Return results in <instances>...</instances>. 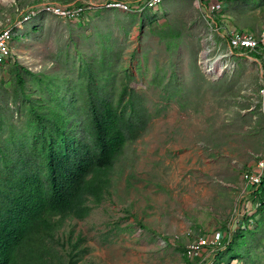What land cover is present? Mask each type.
I'll list each match as a JSON object with an SVG mask.
<instances>
[{
	"label": "rangeland",
	"instance_id": "374dc122",
	"mask_svg": "<svg viewBox=\"0 0 264 264\" xmlns=\"http://www.w3.org/2000/svg\"><path fill=\"white\" fill-rule=\"evenodd\" d=\"M144 1L0 0V32L16 27L19 34H29L31 25H42L33 39L11 41L10 59L35 73L67 75L71 82H76L71 72L79 62L72 68L68 63L76 55L89 60L100 57L103 46L110 47L117 54V78L123 72L132 75L130 86L142 104L152 115L160 111L144 134L126 145L104 201L85 219L67 220L59 232L62 244L70 231L73 239L83 237L77 264H218L216 253L224 246L214 243V235L224 228L235 235L258 206L252 200L258 188L248 186L243 175L259 171L264 159V65L246 53L220 77L206 75L205 59L218 57L225 43L204 59L210 37L207 45L201 41L211 23L203 10L192 0H165L156 11L147 10L156 22L143 21L141 27L136 20L129 28L127 15L140 16ZM219 1L224 3L218 15L221 33L229 28L257 32L264 26V0ZM77 3L85 10L77 19L41 13L43 6L80 13ZM38 14L44 15L26 21ZM176 34V46L167 49ZM212 35L219 44V34ZM64 51L72 54L68 62L57 56ZM7 69L6 63L0 65L5 83ZM172 71L181 91L166 101L168 79L162 77ZM254 227L251 222L249 229ZM260 243L248 257L228 264H264V238ZM64 245L58 249L61 257L71 250ZM193 247L198 248L188 256Z\"/></svg>",
	"mask_w": 264,
	"mask_h": 264
},
{
	"label": "trees",
	"instance_id": "16d2710c",
	"mask_svg": "<svg viewBox=\"0 0 264 264\" xmlns=\"http://www.w3.org/2000/svg\"><path fill=\"white\" fill-rule=\"evenodd\" d=\"M75 7L80 9L77 19L85 10L80 3ZM127 16L129 28L136 20L141 27L143 21L156 22L146 10L140 16ZM41 26L31 25L29 34H19L13 27L12 41L33 39ZM179 36L166 42V48L176 46ZM100 53L89 60L76 55L74 63L70 52L57 54L70 61L71 68L79 62L71 72L76 74V82L67 75L32 72L10 59L11 54L4 62L9 79L0 81V264H77L83 237L73 239L74 231L68 233L64 244L71 250L65 256L67 261H61L65 257L58 249L65 245L59 232L67 220L85 219L104 201L110 174L126 145L142 136L153 115L160 114L152 115L142 104L140 94L130 86L132 75L122 71L124 76L117 78L113 49L103 46ZM261 54L251 52L264 65ZM165 78L169 101L181 88L174 71L168 77L164 74ZM257 188L252 200L258 206L245 218V226L235 235L225 228L220 233L224 250L216 253L218 264L248 257L260 246L264 238V174ZM251 222L254 229H249Z\"/></svg>",
	"mask_w": 264,
	"mask_h": 264
},
{
	"label": "built area",
	"instance_id": "2783aa9c",
	"mask_svg": "<svg viewBox=\"0 0 264 264\" xmlns=\"http://www.w3.org/2000/svg\"><path fill=\"white\" fill-rule=\"evenodd\" d=\"M165 0H145L144 9L147 11H156L158 7ZM194 6L200 10H203V13L206 14L208 22L211 23L209 34H204V39L201 41L203 45H207V37H210L209 49L203 53L204 59L205 55L209 56L212 54L217 47H221V43H225V49L219 50L220 55L215 59H205V74L210 77L218 78L227 69V67H233L244 54L251 52H256L258 54L263 53L264 51V26H262L257 32L243 30V29H228L221 33L218 27V15H221L224 10V3L215 0V1H205V0H192ZM112 7L121 8L128 10L126 5L112 3ZM144 10V11H145ZM80 11V10H79ZM50 13L61 18H76L78 13H74L71 10L64 11L59 7L54 6H43L41 13ZM35 16V15H34ZM33 16H26V19ZM209 24V23H208ZM210 25V24H209ZM13 28V27H12ZM12 28L5 29L0 32V65H2L10 57V43L12 41ZM212 33H218L220 36L219 44L216 43L212 38L214 35ZM219 49V48H218ZM223 53V54H222ZM224 60L225 62H222ZM218 63V66H215V63ZM257 169L259 171L255 173H244L243 179L246 181L248 186H258L261 182V177L264 174V159L259 162ZM221 242L220 233L214 235V243ZM206 239L202 240L199 244L205 245ZM198 247H193V250L186 251L188 256L194 250H197Z\"/></svg>",
	"mask_w": 264,
	"mask_h": 264
},
{
	"label": "bare ground",
	"instance_id": "6f19581e",
	"mask_svg": "<svg viewBox=\"0 0 264 264\" xmlns=\"http://www.w3.org/2000/svg\"><path fill=\"white\" fill-rule=\"evenodd\" d=\"M215 66H218V63L217 62L215 63Z\"/></svg>",
	"mask_w": 264,
	"mask_h": 264
},
{
	"label": "crops",
	"instance_id": "0c3cea01",
	"mask_svg": "<svg viewBox=\"0 0 264 264\" xmlns=\"http://www.w3.org/2000/svg\"><path fill=\"white\" fill-rule=\"evenodd\" d=\"M244 30V29H243ZM249 31V30H248Z\"/></svg>",
	"mask_w": 264,
	"mask_h": 264
}]
</instances>
